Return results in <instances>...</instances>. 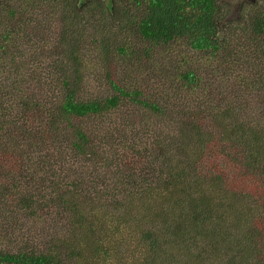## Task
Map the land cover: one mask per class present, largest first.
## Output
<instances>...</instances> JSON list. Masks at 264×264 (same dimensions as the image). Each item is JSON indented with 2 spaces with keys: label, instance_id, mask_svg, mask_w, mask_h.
<instances>
[{
  "label": "trees",
  "instance_id": "trees-1",
  "mask_svg": "<svg viewBox=\"0 0 264 264\" xmlns=\"http://www.w3.org/2000/svg\"><path fill=\"white\" fill-rule=\"evenodd\" d=\"M43 3L36 88L0 92V264H264V65L243 55L264 44L220 37L223 0ZM240 25L261 38L264 13Z\"/></svg>",
  "mask_w": 264,
  "mask_h": 264
},
{
  "label": "rangeland",
  "instance_id": "rangeland-1",
  "mask_svg": "<svg viewBox=\"0 0 264 264\" xmlns=\"http://www.w3.org/2000/svg\"><path fill=\"white\" fill-rule=\"evenodd\" d=\"M44 2H47L50 6V9H52V3L54 0H43ZM42 0H0V41L2 44V48L0 49V92L7 93V92H18V91H33L36 88L35 83L26 77L25 75V69H27L29 72L30 66L33 67V72H35V78L38 74H41L42 72V66H40L39 61L41 60L42 63L47 62L49 60V56L47 59L46 54L44 53V48L49 47L51 43H48L46 45V38L42 31L37 30L35 26L39 25L36 22V18L40 15L41 7L39 5L43 4L45 7L46 5L43 3ZM108 1V0H105ZM229 2L233 3V0H228ZM240 1L237 0L235 7L231 9V11L228 10V12H225L224 16L233 17L236 16V13L239 12L244 18L245 21H249L250 16L254 12H261L264 13V0H257V3L254 6H251V2H246L247 8H242L240 10ZM247 1V0H246ZM221 2V1H220ZM223 3H225L223 1ZM227 3V2H226ZM224 6H226L224 4ZM228 8V6H227ZM12 9H16L17 13L22 12L31 17L34 18L33 23L28 28H25L23 23H20V21L17 19V16L8 15L9 11ZM44 17V14L42 15ZM55 17V15H54ZM84 18V21H87L90 26L96 25L95 27H92L93 32H98L100 29V32L102 31L103 27L110 26L109 29L106 30V34L109 37H105L106 40H109V38L113 41H115V37L117 33L119 32V26L117 24V20L114 21L115 23L112 24V20L108 16L102 17L100 13L94 12L89 13L86 16L82 14ZM59 22V21H58ZM112 24V25H111ZM232 25V26H230ZM236 25H240L239 22L231 23L227 25V27L223 30L220 37L224 38L225 36H234V38H237L240 36L242 40L244 41V44L249 50L251 51V48L253 46L255 47H261L264 44V35L261 36V38H253L250 36L245 37V31L241 27L237 28V31H231L232 28H234ZM82 26V25H81ZM242 29V30H241ZM52 32L54 33V36H58L60 33V27L57 22H55L54 26L52 27ZM241 30V31H239ZM225 31V32H224ZM235 32V33H234ZM229 33V34H228ZM122 34H119L117 36V39H120ZM131 37V31L128 32L123 38H121V41H126L128 38ZM105 41V40H104ZM235 39L231 38L230 43H233ZM181 42V41H179ZM185 43V40H184ZM99 43L95 41V46L97 47ZM2 49H5L2 51ZM257 51V50H256ZM192 54L187 55V61L185 64H188L189 66H200L203 73L201 75H205L208 78H214L212 77V68L213 64L217 62V56H213V58L210 56V52L206 51H197L194 50L191 52ZM248 57L244 55V59H249L251 62V65L254 67V65H264V59L261 58V53L259 52H253L251 51ZM89 62L92 64L93 62L89 60ZM176 67V66H175ZM210 75V76H208ZM91 77L96 79L95 73L91 74ZM98 81V79H96ZM216 89L217 84L212 86ZM37 88H39L37 86ZM158 88V87H157ZM159 90V89H158ZM3 186L6 185L5 181L2 180ZM1 188V186H0ZM6 202V201H3ZM0 228L2 226L0 225ZM10 241L8 240V237L0 236V248L2 249H8L10 245ZM112 264H123L122 261L119 258H115L113 260Z\"/></svg>",
  "mask_w": 264,
  "mask_h": 264
},
{
  "label": "flooded vegetation",
  "instance_id": "flooded-vegetation-1",
  "mask_svg": "<svg viewBox=\"0 0 264 264\" xmlns=\"http://www.w3.org/2000/svg\"><path fill=\"white\" fill-rule=\"evenodd\" d=\"M225 3V5L226 6H224V4H223V11H222V14H226L225 12H228V10L229 11H231V9H232V7L234 8L235 7V5H236V2H237V0H233L234 1V3H233V6H232V3L231 2H229L228 0H223ZM227 2V3H226ZM246 2H251L250 4H252L251 6H254L256 3H257V0H242V1H240V4H239V6H240V10L238 9V11H241V9L243 8H247V3ZM227 6H228V8H227ZM263 8H264V6H262ZM221 21V23H223V22H226V24H233V23H237V22H240V23H244L245 22V18L241 15V14H239V12L238 13H236V16H233V17H229V16H225L224 18H223V20L221 19L220 20ZM226 24H224L223 26H224V28H226L227 27V25ZM230 26H232V25H230ZM238 26V25H237Z\"/></svg>",
  "mask_w": 264,
  "mask_h": 264
},
{
  "label": "water",
  "instance_id": "water-1",
  "mask_svg": "<svg viewBox=\"0 0 264 264\" xmlns=\"http://www.w3.org/2000/svg\"><path fill=\"white\" fill-rule=\"evenodd\" d=\"M108 1H110V0H108Z\"/></svg>",
  "mask_w": 264,
  "mask_h": 264
}]
</instances>
